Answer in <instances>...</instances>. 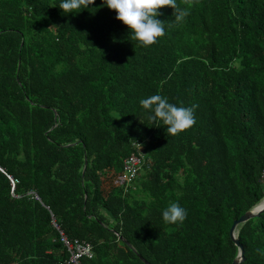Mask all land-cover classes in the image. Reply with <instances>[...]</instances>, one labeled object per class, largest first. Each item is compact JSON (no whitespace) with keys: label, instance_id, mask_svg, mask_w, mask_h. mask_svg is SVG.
I'll return each mask as SVG.
<instances>
[{"label":"trees","instance_id":"obj_1","mask_svg":"<svg viewBox=\"0 0 264 264\" xmlns=\"http://www.w3.org/2000/svg\"><path fill=\"white\" fill-rule=\"evenodd\" d=\"M58 4L0 0V264H68L59 230L92 246L84 264L231 262L233 220L264 197V0H177L189 15L160 8L147 47L103 0ZM157 93L194 125L149 120ZM171 202L183 223L163 222ZM237 237L238 264H264V210Z\"/></svg>","mask_w":264,"mask_h":264},{"label":"clouds","instance_id":"obj_2","mask_svg":"<svg viewBox=\"0 0 264 264\" xmlns=\"http://www.w3.org/2000/svg\"><path fill=\"white\" fill-rule=\"evenodd\" d=\"M92 3L93 0H59L54 6L67 14L77 13ZM103 6L115 11L116 19L127 26L130 40L143 47L155 43L165 33V22L157 18L160 8L171 7L177 22L189 15L188 8L180 7L177 0H103ZM139 104L147 118L156 125H165L170 135H177L195 123V105H178L159 93L140 99ZM161 216L165 224H179L186 219L187 210L178 202H171L162 209Z\"/></svg>","mask_w":264,"mask_h":264},{"label":"built area","instance_id":"obj_3","mask_svg":"<svg viewBox=\"0 0 264 264\" xmlns=\"http://www.w3.org/2000/svg\"><path fill=\"white\" fill-rule=\"evenodd\" d=\"M144 157L141 153H131L127 156H125L122 159L121 163V176L119 181L124 182V184L130 183L134 177L137 175L142 163H143ZM11 182L13 183V180L10 178ZM32 193L33 197L37 200L39 197L36 193ZM53 226L59 230V227L54 222V220H51ZM60 239L62 242V245L64 246L66 252H67V258L65 260L68 264H84V259L90 258L93 255L92 246L83 240L78 239H69L67 238L62 231L59 230Z\"/></svg>","mask_w":264,"mask_h":264},{"label":"water","instance_id":"obj_4","mask_svg":"<svg viewBox=\"0 0 264 264\" xmlns=\"http://www.w3.org/2000/svg\"><path fill=\"white\" fill-rule=\"evenodd\" d=\"M84 163H86L85 160H84ZM263 210H264V197L259 202H257L255 205H253L251 208L246 210L243 214H241L237 219L233 220L229 228V237L233 241L235 246H237V253L231 262H227L225 264H238L243 259V247L240 244L238 237H237V227L240 224L247 221L249 218L259 215V213L262 212ZM146 264H149V263L146 262Z\"/></svg>","mask_w":264,"mask_h":264},{"label":"rangeland","instance_id":"obj_5","mask_svg":"<svg viewBox=\"0 0 264 264\" xmlns=\"http://www.w3.org/2000/svg\"><path fill=\"white\" fill-rule=\"evenodd\" d=\"M264 185V184H263Z\"/></svg>","mask_w":264,"mask_h":264}]
</instances>
